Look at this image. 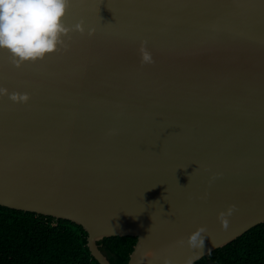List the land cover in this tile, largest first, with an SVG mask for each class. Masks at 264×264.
<instances>
[{
	"label": "water",
	"instance_id": "obj_1",
	"mask_svg": "<svg viewBox=\"0 0 264 264\" xmlns=\"http://www.w3.org/2000/svg\"><path fill=\"white\" fill-rule=\"evenodd\" d=\"M61 24L41 58L0 49L1 207L82 227L98 264L104 238L185 264L198 228L201 259L264 222V0H66Z\"/></svg>",
	"mask_w": 264,
	"mask_h": 264
},
{
	"label": "trees",
	"instance_id": "obj_2",
	"mask_svg": "<svg viewBox=\"0 0 264 264\" xmlns=\"http://www.w3.org/2000/svg\"><path fill=\"white\" fill-rule=\"evenodd\" d=\"M136 238L97 242L111 264H127ZM0 264H98L82 227L0 206ZM194 264H264V222Z\"/></svg>",
	"mask_w": 264,
	"mask_h": 264
},
{
	"label": "clouds",
	"instance_id": "obj_3",
	"mask_svg": "<svg viewBox=\"0 0 264 264\" xmlns=\"http://www.w3.org/2000/svg\"><path fill=\"white\" fill-rule=\"evenodd\" d=\"M65 4L66 0H0V49L10 51L20 61L34 60L52 52L59 34L66 31L61 24ZM142 61L151 62L150 54L143 52ZM234 208L232 205L227 212L218 213L223 227L227 226L226 217ZM205 231L202 226L188 237V247L198 251H194L185 264H194L203 254Z\"/></svg>",
	"mask_w": 264,
	"mask_h": 264
}]
</instances>
